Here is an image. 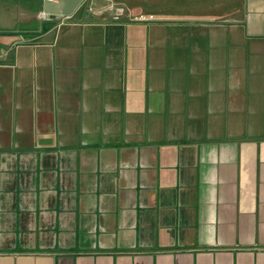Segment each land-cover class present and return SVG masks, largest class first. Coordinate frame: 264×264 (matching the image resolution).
<instances>
[{"label": "crops", "instance_id": "0c3cea01", "mask_svg": "<svg viewBox=\"0 0 264 264\" xmlns=\"http://www.w3.org/2000/svg\"><path fill=\"white\" fill-rule=\"evenodd\" d=\"M113 1L0 0V264H264V0Z\"/></svg>", "mask_w": 264, "mask_h": 264}, {"label": "water", "instance_id": "95a60500", "mask_svg": "<svg viewBox=\"0 0 264 264\" xmlns=\"http://www.w3.org/2000/svg\"><path fill=\"white\" fill-rule=\"evenodd\" d=\"M83 0H42V15L61 19L72 14Z\"/></svg>", "mask_w": 264, "mask_h": 264}, {"label": "built area", "instance_id": "2783aa9c", "mask_svg": "<svg viewBox=\"0 0 264 264\" xmlns=\"http://www.w3.org/2000/svg\"><path fill=\"white\" fill-rule=\"evenodd\" d=\"M108 8L112 11L110 22L118 23L124 20L136 21L141 20L140 16L131 15L124 6L117 4L113 0H108Z\"/></svg>", "mask_w": 264, "mask_h": 264}, {"label": "rangeland", "instance_id": "374dc122", "mask_svg": "<svg viewBox=\"0 0 264 264\" xmlns=\"http://www.w3.org/2000/svg\"><path fill=\"white\" fill-rule=\"evenodd\" d=\"M36 0H32V4H31V6H30V10L32 11V13H31V19H32V21L34 20L33 18H34V14L36 13H38L39 11H40V7L38 6L37 7V9H36ZM34 25V23H31L30 24V26H33ZM27 26H29L28 24H25V27H27Z\"/></svg>", "mask_w": 264, "mask_h": 264}]
</instances>
